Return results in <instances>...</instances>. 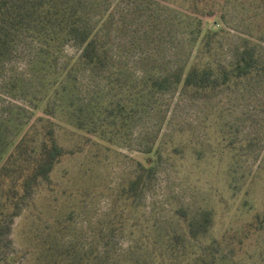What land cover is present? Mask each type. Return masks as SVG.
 Masks as SVG:
<instances>
[{"label": "rangeland", "instance_id": "374dc122", "mask_svg": "<svg viewBox=\"0 0 264 264\" xmlns=\"http://www.w3.org/2000/svg\"><path fill=\"white\" fill-rule=\"evenodd\" d=\"M150 1L149 58L163 68L191 62L203 32L186 23L188 2ZM200 7L211 14L201 22L203 31L215 32V58H229L239 38L256 42L264 54V0H203ZM125 47L118 53L127 77L139 78L138 54ZM18 48L0 67V158L26 129L39 131L44 116L36 45L26 41ZM78 53L69 44L60 59ZM94 88L95 80L81 77V93ZM150 106V115L104 140L57 121L59 143L76 153L55 167L51 183L15 218L1 264H149L152 252L158 264H188L162 250L172 234L185 232L179 208L189 217L212 213L208 240L223 246L215 264H264V85L211 96L179 86ZM149 157L154 177L138 197L124 200L123 188ZM67 249L76 261L65 259Z\"/></svg>", "mask_w": 264, "mask_h": 264}, {"label": "trees", "instance_id": "16d2710c", "mask_svg": "<svg viewBox=\"0 0 264 264\" xmlns=\"http://www.w3.org/2000/svg\"><path fill=\"white\" fill-rule=\"evenodd\" d=\"M184 1L191 10L183 15L186 23L194 22L197 33L203 32L199 52L189 63L163 68L155 58H149L147 51L153 43L147 31L152 19L147 12L150 0L142 4L133 0H0V67L10 61L23 42L35 44V72L46 100L44 104L38 101L44 115L39 131L26 129L0 158V257L2 249L12 244L9 236L15 218L40 186L51 183L55 167L76 153L59 143L57 121L104 140L150 115L153 101L179 86L181 91L197 96L263 87L261 46L239 38L229 58H215V32L203 31L201 22V17L211 14L200 7L203 0ZM69 44L79 53L63 62L61 54ZM124 47L138 54L142 71L139 78L127 77V67L118 53ZM83 76L95 80L94 90L86 94L78 89ZM99 82L104 86L102 92L96 90ZM155 172L152 158L139 163L121 192L124 200L138 197ZM176 215L185 222V232L166 239L163 252L186 258L188 264H215L223 246L218 239L208 240L212 213L202 210L189 217L179 208ZM263 222L264 218L259 220V224ZM63 254L65 259L76 261L70 249ZM152 254L154 259L149 264H158L160 259Z\"/></svg>", "mask_w": 264, "mask_h": 264}]
</instances>
